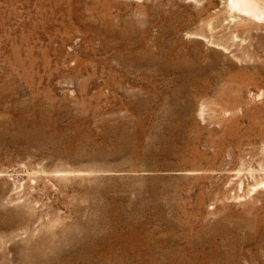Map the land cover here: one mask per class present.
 <instances>
[{
    "label": "rangeland",
    "instance_id": "rangeland-1",
    "mask_svg": "<svg viewBox=\"0 0 264 264\" xmlns=\"http://www.w3.org/2000/svg\"><path fill=\"white\" fill-rule=\"evenodd\" d=\"M228 1L0 0V264H264V18Z\"/></svg>",
    "mask_w": 264,
    "mask_h": 264
},
{
    "label": "bare ground",
    "instance_id": "bare-ground-1",
    "mask_svg": "<svg viewBox=\"0 0 264 264\" xmlns=\"http://www.w3.org/2000/svg\"><path fill=\"white\" fill-rule=\"evenodd\" d=\"M228 2L229 5L227 4V6H230V8L234 9L235 12H237L236 10H238L241 11L244 15L247 13V15L249 14L251 18H256V19L264 18V0H229ZM232 15L234 14H231V16Z\"/></svg>",
    "mask_w": 264,
    "mask_h": 264
}]
</instances>
